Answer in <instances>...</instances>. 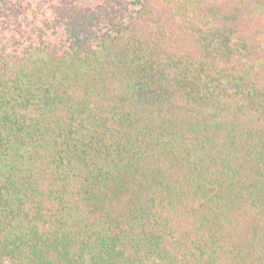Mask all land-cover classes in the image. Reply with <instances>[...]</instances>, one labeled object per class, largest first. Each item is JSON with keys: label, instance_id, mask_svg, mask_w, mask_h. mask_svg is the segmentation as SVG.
Masks as SVG:
<instances>
[{"label": "trees", "instance_id": "obj_1", "mask_svg": "<svg viewBox=\"0 0 264 264\" xmlns=\"http://www.w3.org/2000/svg\"><path fill=\"white\" fill-rule=\"evenodd\" d=\"M0 264H264V0H0Z\"/></svg>", "mask_w": 264, "mask_h": 264}]
</instances>
